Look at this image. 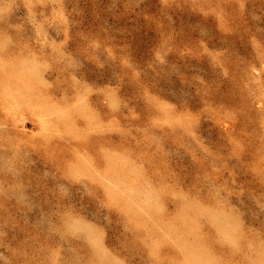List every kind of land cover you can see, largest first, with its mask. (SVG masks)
I'll use <instances>...</instances> for the list:
<instances>
[{
    "label": "rangeland",
    "instance_id": "1",
    "mask_svg": "<svg viewBox=\"0 0 264 264\" xmlns=\"http://www.w3.org/2000/svg\"><path fill=\"white\" fill-rule=\"evenodd\" d=\"M0 264H264V0H0Z\"/></svg>",
    "mask_w": 264,
    "mask_h": 264
}]
</instances>
